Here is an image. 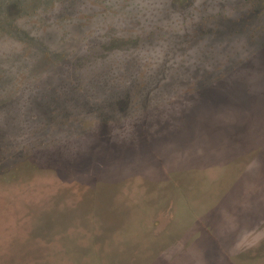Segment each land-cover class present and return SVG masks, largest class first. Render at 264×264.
<instances>
[{"label":"rangeland","instance_id":"1","mask_svg":"<svg viewBox=\"0 0 264 264\" xmlns=\"http://www.w3.org/2000/svg\"><path fill=\"white\" fill-rule=\"evenodd\" d=\"M99 2L100 5L97 0H0V48L15 49L22 53V63L19 66H11L8 76L4 77L3 70L0 69V97H2L0 98V227L2 231L6 229L15 231L16 237L20 235L22 229L28 231L23 238L24 241L20 240L19 246L12 255L15 264L20 262L24 254L36 261V252H30L23 246L34 245L38 236L33 231L34 220H25V213L20 205L25 194L28 195L26 191L33 188L31 184L24 185L20 181L9 180L8 167L11 165L22 171L20 168L27 166L28 161L39 160L41 156L39 150L44 148L53 156L54 150L72 140L73 145L86 146L85 157L87 154L91 156L92 152L96 154L98 159L95 168L92 169L98 171L105 158L103 154L97 153L101 150L105 151L102 147L105 137L110 138L112 133L118 135L113 140L120 142L121 139L125 140L126 137L133 135L139 129L140 123H147L142 121L147 115L141 117L143 103L148 104V108H156L154 104L159 102V105H163L160 108H171V111H174L169 113L165 109L156 110L160 122L157 126L159 129L157 134L165 130L170 133L182 127V123H179L180 126L169 124L166 114L176 117L174 118L176 122L187 120L200 131L207 130L210 139H205L213 142L226 140L225 133L221 131L222 128L225 130L230 127L231 115H228V109L242 112L246 109H256V111L261 109L263 117H258L259 119L255 121H245L244 125L251 127L257 120L264 123V96L260 97L259 94V91L262 93L264 90V0H165L164 2L162 0L161 6L157 2L147 4L144 2L139 6L137 0H99ZM101 6L111 9L105 13H97L95 8L101 10ZM149 6L153 11L148 9ZM141 7L150 13H144ZM167 9H172L170 11L172 16L170 12L167 15H170L168 17L170 22L160 19V16L154 12L164 14L167 13ZM145 16L155 19L158 17L156 20L153 19L154 22L160 23L156 32L163 31L164 34L156 35L152 32L148 40H143L140 36L138 42H135L139 29L135 23L146 19ZM4 37L17 39L19 43L11 39L5 40ZM144 41H148V44L138 47ZM5 67L9 66L5 65ZM192 69L200 73L195 79ZM177 72L183 78V82H176ZM18 85L23 87L25 92L30 90L32 93V103L23 110L16 103H9L14 98ZM236 86L239 91L244 90L248 96L255 98L250 107L247 108V104L229 102L228 94ZM116 102L118 108L114 113ZM46 103L52 107H46ZM192 105L193 109H190ZM120 108L124 111L120 112ZM149 111L151 110L148 109L147 114L150 113ZM26 119L28 122L24 123ZM93 126H100L109 133L94 139L91 135ZM212 131L215 133L214 136ZM190 132L194 133V130ZM31 133L34 135L32 136ZM64 134L69 135L68 138L66 137L67 140L63 139ZM22 135L29 137L27 139L30 142H27L25 147L31 148H28L31 157L29 153L28 156L26 155L27 151L18 147ZM175 137L177 135H164L151 142L165 144L162 145L165 148L166 143L172 142ZM162 146L142 142L135 153L132 147L130 152H117L114 156H105L106 159L112 160L115 169L114 173L107 174L101 185L97 187L98 192H102V196L110 194L108 200L106 199L108 205H111L108 209L110 212H112L110 209L118 208L130 210L123 221L127 237L122 234L114 237L113 247L116 249L119 245L127 247L125 244L131 242L136 244L137 250L141 249L140 246L147 247V244L152 242L147 236L153 229L152 216L160 212L165 217L164 209L170 206L171 209L167 213L172 215L178 213L183 222L188 221L189 216H193L188 213L189 211L186 212V209H182L179 192L177 197L171 195L174 188L169 179H166L168 183L164 192L159 191V185L154 183L159 177L164 176L161 173H170L174 169V164L170 162H175L173 159L177 154H184L182 151L191 153L192 144L186 145L185 148L173 144L166 146L170 148L166 150L170 153L168 158L164 157L166 162L164 161L160 166L158 152H161ZM201 150L211 152L210 149ZM59 152L62 155L63 152ZM60 153L55 155L57 159ZM200 154H202L200 151H193L190 156L177 164L180 177L186 178L197 172L198 167L203 165L198 163L200 162L198 160H202V158L198 159ZM213 154L216 157L210 155L212 158L206 160L210 162H205L207 165L202 168L201 175L204 174L210 182L220 178L217 182L221 181L216 187V192L220 193L222 189L229 188L231 174L239 172V169H235L236 165L233 162L226 167L224 164L226 160L221 157V154L223 156L221 150ZM138 156H142L144 166H141V169H133L139 166L134 162ZM213 157L217 161L211 160ZM91 158L92 156L86 158L90 166ZM179 160H181L180 156ZM84 171L71 176L70 182L72 185L75 181H80L81 185L86 183L87 187L83 189V193L87 195L93 193L90 190L94 188L90 185L95 184L98 179L94 172ZM242 172L243 170L239 173ZM46 176L40 178L41 180L30 178L28 181L32 182L33 186L48 185L53 177ZM117 177L124 178V181L121 180L120 187L114 190ZM245 180L247 181L245 192L243 189V193L238 191L237 195L231 197L232 200L229 199L231 202L225 197L221 200L217 194L209 195L211 192L203 197L205 207L210 205L208 222L210 237L213 234L212 230L217 235L215 226L220 224L218 220L223 214V212L219 213V208L216 206L218 202L220 205L228 203V213L227 210L225 212L231 220L236 221V225L238 222L239 226L242 225L240 220L244 217V220L252 221L254 217L260 215L253 207L255 212L253 216L247 214V217L246 215L242 217L234 204L238 205L240 201L236 200L242 201L252 194L255 196V201L262 203L264 163H258V167L251 170ZM152 183H154L153 187ZM209 188L213 187L209 186ZM112 191L114 193H111ZM160 192L166 196L163 197L161 205L156 204ZM97 196L94 198L92 195L90 200H96ZM250 199L244 202L248 207L249 204L254 206L253 199L252 201ZM10 201H12L11 206H9ZM195 204L197 208H201L198 200ZM240 204L243 205V202ZM162 206L165 208L163 209ZM95 209L94 205L86 206L85 228L80 225L79 231L77 233L75 231V237L79 241L84 243L85 240L86 248L91 246L88 242L93 233L90 226L93 225V220L95 221L93 218ZM176 209L180 210L176 211ZM109 211H103L104 216L116 220L115 215L112 216ZM196 217L199 219V229L203 226L206 230L207 226L202 219L198 215ZM255 223L251 222L249 227H253ZM179 229L176 222L174 230ZM219 231L225 235V230L219 229ZM46 238L47 241L42 248L47 253L52 252V243L59 247V236H55L53 240L50 235ZM156 243L168 248L170 245L168 240L164 242L163 239H156ZM206 243L208 247L206 257L210 264L238 263L235 255L232 257L224 247V243L220 250L215 249L209 239ZM88 250L93 251V249ZM261 254L264 257V250ZM67 260L71 261V258L63 261ZM239 261L242 263V260ZM145 262L161 264L153 253L146 255L143 263L146 264ZM260 262L264 263L263 260Z\"/></svg>","mask_w":264,"mask_h":264},{"label":"trees","instance_id":"2","mask_svg":"<svg viewBox=\"0 0 264 264\" xmlns=\"http://www.w3.org/2000/svg\"><path fill=\"white\" fill-rule=\"evenodd\" d=\"M137 36H139V35H137ZM142 43H144V42H142ZM175 75L177 76V78L175 79V80H177L176 82H183V78L181 76H179V72H177ZM179 80H181V81H179ZM169 84L170 83H168V85ZM250 90H252V89L250 88ZM228 93H229V91H228ZM246 93L247 92H244V90H243V92L239 91V88H237V86L235 88L233 87L232 91H230V93L228 94V100L230 103L231 102L233 103V101H234V103L241 104V105L247 104L248 105L247 108H248L252 105V103H254L253 100H255V98H253L252 96H248V93L247 94ZM259 94H260V97H263L264 96V90L262 91V93H260V91H259ZM118 103L121 104L120 102H118ZM154 105L157 107L156 108L155 107H149L148 108V104L144 105V103H143V105H141L142 109L144 110V111L142 110L143 112L141 111V117L144 114L147 115V118L146 117L142 118V121H145L147 123H144V124L140 123L139 129L136 130L135 133H133V135H131L129 138L126 137L125 140L121 139L120 142H116L113 139H114V137L116 138L118 135L115 136L111 133L110 138L105 137V140H104L105 142L102 144V147L105 149L106 153H105V151H102V150L98 151V153H97V154H99V153L103 154L104 158H105L103 160V164H102L101 169H99L98 171L96 169H95V171L93 170L95 168L94 165L97 162L96 160L98 159L96 154L93 152L91 153L92 161H91V166H90L86 162L87 161L86 158H90L91 156H89L88 154H87V157L84 156V154H85L84 149L86 148V146L83 147V144H81V146L73 145L72 140L67 141L65 145H62V147H59L57 150H54L53 156L49 154L50 152L47 153L44 148L39 150V153L41 154L39 160L35 159V160L28 161L27 166L22 167V168L19 167L23 172L20 171L18 168L13 167V165L8 167V170H9L8 171L9 172L8 178L10 181H15V180L20 181V183L24 184V185H30L31 184L30 186H31V188H33L29 191H26V193L28 195L25 194L24 199L21 200L22 203H20V205L23 207L22 209L24 210L23 212L25 213V220H34V222H35V229L33 230L34 234H36L38 236V238H41V239L44 238L45 240H47L46 236H48V235H50L52 240L54 239L55 236L60 237L59 238L60 239L59 245L61 246L60 247L61 252H60L59 256L55 255L53 260L58 259V260L63 261V260H66L67 258L68 259L71 258V261H69V260L66 261L69 264H77V263L78 264H119L118 262L129 263L131 261H133L137 264V262L140 259H141L140 260L141 263H143L145 261L146 255L149 254V251L152 252L153 254L157 253L158 250L157 251L154 250L155 245H156V238L164 236L167 232H170L172 229L171 227L169 228V226L167 227V225H166V227H161L159 219L155 220V223L157 225V230H159L158 233L155 234L154 230L152 229L148 232L149 234H147L148 239L149 240L152 239V242H149L147 244V247L144 248V247L140 246L141 249L137 250L135 247L136 244L134 245L133 242L128 243V244L126 243L125 245H127V247L126 246L121 247L120 245H119L118 249L113 247L114 237L116 238V236H118L119 234L126 236L125 231H124L125 229H124L123 221L125 219L124 217L127 216V212H129L130 210H127L125 208H120V209L118 208L117 210L116 209H110L112 211V212H110L108 209L111 207V205L109 206L108 201H107L108 200L107 198L110 194L102 196L101 195L102 192L99 193L98 188H97L101 185L103 179L106 177L107 174H111V173L113 174L114 173L115 168L112 165V160L106 159L105 156H109V157L114 156L117 154V152H119V153L130 152L132 150V147L134 148V150H135L134 153H135L136 150L140 148L139 146L141 145L142 142L143 143L149 142V143H151V145H155V146L165 145V144L158 143V142L152 144V142H151V141H153V139L160 137V136H164V135H168V136L177 135V137L173 138L175 140H172V142L166 143V146L173 144V146L179 145L180 147L185 148L186 145L188 146V145H190V143L192 144L193 141L199 142V143L200 142H206V143H212L213 142V141L209 140L210 134L207 130L203 129L202 131H200L199 129L196 128V126L194 124L188 123L187 120L186 121L181 120L180 122H176V120L174 119L176 117H170L169 115L167 116V114H166V117H167V122L169 124L180 126L179 123H182L181 124L182 127L180 126L179 128L175 129V131H172L170 133L166 132V130H165V131L159 132V134H157V132L159 131V129H157L158 128L157 126H159L158 124L160 122H158V119H157L158 116L156 115L157 114L156 110L165 109L169 113H172L174 111H171L172 110L171 108H169V109L166 107L160 108V106L162 104L159 105V102H157V104H154ZM114 106L116 108L114 111V113H115V112H117V108H118L117 102L114 104ZM46 107L51 108L52 106H49L46 103ZM122 108H120V110ZM189 108L193 109V105L190 106ZM148 109L151 110V111H149L151 114L150 113L147 114ZM175 109L176 108H173V110H175ZM122 111H124V110H121L120 112H122ZM27 120L28 119H26V121H24V123H27L28 122ZM45 120L47 121V119H45ZM186 122L188 124H186ZM57 124H59V123H57ZM75 126H77V125H75ZM244 128L245 127H240V130H241L240 132L244 131L243 130ZM38 130H40V129H38ZM191 130H194V133L190 132ZM228 130H229V127H228V129H225V130L222 128L221 132L225 133V136H226V140L221 139L222 141H228ZM91 131H92L91 135L93 136L94 139L96 137H98V138L102 137V135L105 133H109L108 130H104L100 126L94 127ZM189 132H190V134H189ZM211 133H212V136L215 135L214 131H212ZM31 134H32V136L34 135V133H31ZM235 134H239V131H236ZM64 136H65V138H63V139H66V137L67 138L69 137L68 134H64ZM27 138L29 139L28 136H27ZM27 138H26V136L22 135V138L20 139V141L18 143V147L20 146L19 149H21V150L23 149V151L24 150L27 151L26 155L28 156V153H29L28 148H30V147H25V146H26V143L30 142V141H28ZM205 138H209V139H205ZM211 139H214V138H211ZM121 143H124L123 146L120 145ZM166 146H165V148L163 146L160 147L161 152H158V158H160V161H159L160 166H162L164 164V161H165L164 157L166 158V156H167V158H168V153H170V152L166 151L167 148H169ZM19 149H18V152H19ZM50 149L51 148H49V150ZM95 149L97 150L98 148H95ZM120 149H121V151H119ZM59 151L63 152L62 155ZM193 151L194 152L200 151L202 153L199 155L198 159L203 158V156L207 155V152H203L202 150H198V149L194 148L191 151V153H186V152L182 151L184 154H180V155L177 154L173 160H175L176 158L179 159V156H180L181 157L180 162H181L185 158L190 156ZM16 152H17V149H16ZM58 153H60V156H58V159H57L55 157V155L57 156ZM134 153H133V155H134ZM136 155H137V153H136ZM209 155H211V153ZM212 155H214V154H212ZM29 157H31L30 153H29ZM206 157H204L202 160L201 159L198 160V161H200L198 163L203 164L205 167H206L207 163H204V162L202 163V161ZM110 161H111V165H110ZM134 162H137L139 166L133 167V169H138L141 166H144V165H142V162H143L142 156H138V158ZM170 163L174 164V166H175L174 169H172V171L170 173H167V174H166V172L161 173L164 176H161V178L159 177L157 179V181H154V183L156 185H159V188H160L159 191L164 192V189L168 183V181L166 182V179L169 178L170 184L177 183L178 185L179 184L184 185L188 191L187 194L189 193V195H190L188 197L192 198V200H193V201L191 200V203L193 202L195 204L196 200H198L200 203L199 205H201L200 207L205 206V202H204L205 198H203V197L208 196V195H206L208 193H206V191L202 192V190L208 189L209 186H212L215 189V192H213L212 194H209V195L213 196V195L217 194L220 197V199L221 198L224 199L225 194L223 192H221V191H219L220 193L216 192V190H217L216 187L221 180L219 182H217V181L220 178L214 179L210 182L207 178L202 177L201 175H198V170L203 165L198 167L197 172H194V174H192L191 176L184 178L183 176L180 177L179 169H178V172L175 170L177 168V164H179V161H175V162L171 161ZM228 164L231 165L230 163H228ZM256 165L258 167V164H256ZM84 170L87 173L88 172H94L95 175H97V179H98L97 182H95V184L90 185V187L92 186L94 188L93 190H90V192H93L95 194L89 193V194L85 195L83 193V189L85 187H87L86 183L81 185L80 181H75V183H73V185H72V183L70 182L71 176L76 175V174H80L81 171H84ZM241 170H243V173L240 175V176H242L241 178L239 177V179H237V177H236V178L231 179L232 190H233L231 197H234L233 196L234 194L237 195L238 191L242 192V189L244 190V192L246 190L247 181L245 179L248 178L249 172L246 171L244 164L242 165ZM244 170H245V172H244ZM46 175L53 177V178H51L52 182L48 185L47 184H41V185L33 186L32 182L28 181L30 178L31 179L36 178V180H41L40 178H44ZM49 176H46V177H49ZM228 176H230V175H228ZM21 179H22V181H21ZM117 179H118L117 185H116V188L114 190H116L117 188L120 187V181L123 180L124 178H118L117 177ZM243 182L245 185L242 184ZM154 183H152V187L154 186ZM24 185H22V186H24ZM242 185H244V188H242ZM229 186H230V180H229ZM154 190H156V189H154ZM172 191H173V193L171 195L173 196V194H174L177 197V195H176L177 193H176L175 189H173ZM198 191H200V192H198ZM161 192L159 193L160 195L158 196L159 198H158V201L156 203V204H160V205L163 202V197H166V196H163V193H161ZM111 193H114V191H112ZM92 195L94 198H95V196L98 195L97 196L98 198L96 200H94V199L90 200V197ZM261 195H262L263 200H264V191L262 189H261ZM248 197L253 199V201L252 200L251 201L254 205V206H252L251 204H249L250 205L249 208L254 212L253 207H255L254 209H256V211L258 212L257 207L262 206V204H264V203H258L257 200L255 201V196L253 194H252V196L248 195ZM83 200H85V202H82ZM88 201H89V203H88ZM236 201L237 202L240 201V203H241V200H239V199ZM11 202L12 201H10L9 206H11V204H12ZM119 202H120V206H121V200L120 199H119ZM150 202H152V201H150ZM207 202H210V201H207ZM240 203H238V205H241ZM186 204H190V200L188 198H186ZM216 204H217L218 208L224 206V205H220L219 202ZM88 205L96 206V209L94 211L96 213L93 217L95 219V221L93 220V225L90 226V227H92L93 233L91 234L92 236L90 237L88 245H91V246H89V247L87 246V248H86L85 240L83 243L82 241H79V239L77 237H75V235H76L77 231H79L78 227H80V225H83L85 228L84 216L86 214V212H85L86 206H88ZM101 207H103V208H101ZM156 207H158V206H156ZM209 208L210 207L208 206L207 210L202 208L200 211L194 209L193 211H191V213H193V214L195 213V215H199L202 219H204V218L207 219L206 222H209ZM103 211L104 212L109 211L108 213H111L112 216L115 215L116 220H112L111 219L112 217L109 218L107 216H104ZM156 216L158 218H160V216H162V215L159 212V214L157 213ZM199 225L200 224L197 221V219H194L192 216L191 217L189 216V220L186 222H182V224L179 227L185 228L184 229L185 232L183 233V235H187L189 238L192 235L197 240L203 241L204 240L203 236H207V237L210 236V230H209V227H207V229L204 230V233H202L198 230H202L203 226H201L199 229ZM90 227H87V228L89 229ZM186 229H187V232H186ZM75 231H76V233H75ZM173 231L177 232L178 230H173ZM84 232H86V231L84 230ZM173 234H175V233H173ZM189 242L190 241H188V243ZM28 245L29 244H26L25 246H23V248H27ZM189 246H190V244H189ZM85 248H86V250H85ZM142 248H143V250H142ZM88 249H93V251H89ZM145 249H147L148 252H145V253L142 252ZM162 250H165V249L162 248ZM239 252H242V251H239ZM135 256L138 258L135 259V261H134L133 258H136ZM50 260L51 259L46 258L45 254L44 255L43 254H40V255L36 254V264H53L52 262H50Z\"/></svg>","mask_w":264,"mask_h":264},{"label":"flooded vegetation","instance_id":"3","mask_svg":"<svg viewBox=\"0 0 264 264\" xmlns=\"http://www.w3.org/2000/svg\"><path fill=\"white\" fill-rule=\"evenodd\" d=\"M97 1L99 3L98 5H100L101 1L100 2H99V0H97ZM161 1L162 0H137V3L139 5V4L144 3V2L146 4L157 2V3H159L158 5L161 6V3H160ZM164 1L165 0H163V2ZM98 5H97V7H98ZM97 7L95 8V11L97 13L98 12L105 13L111 9V7L101 6V10H98ZM140 9L143 10L144 13L146 12L145 8L141 7ZM148 9L151 10V6H149ZM141 10H140V12L143 13V11H141ZM151 11H153V10H151ZM170 11H172V9H170V10L167 9L166 10L167 13H164V14H161L158 11H154V12L156 14H158V16H160V19L165 20L166 22L167 21L170 22V19L168 18L171 15ZM168 12H170L169 16H167ZM146 13L149 14L150 12L148 11ZM177 14H178V12H176V15ZM148 16H150V15H148ZM148 16H145L146 19H142L141 22L135 23V26H139V29H137L138 32L136 33V36H135V42L138 41L140 36L142 37L143 40H148V36L150 34H152V32H155L156 35H158V33H160V35L164 34L163 31L156 32V30L159 29L158 27L160 26V23H158V22L156 23V22H154V20H156L158 17H156V19H155L154 17L148 18ZM179 18L182 19V17H179ZM181 19H179V20H181ZM137 35H139V36H137ZM144 44L147 45L148 41H146V42L144 41V43H141L138 46L142 47ZM262 111L263 110H261V109H259L257 111H256V109L255 110H252V109L247 110L246 109V110H243V112H242L240 110L228 109L227 113H228V115H231V117L229 119V126L230 127L228 130V141L217 140V141H214L213 143H206V142H200L199 143V142L193 141L192 142L193 149L194 148L198 149V150H201L203 148L204 149H210V151L212 153L207 152V155L203 156V158L207 156L203 160L204 163L210 162V160L206 161L210 157V155H208V153L213 154V153L219 152L221 150V152L223 153V156L221 154V157L224 160H226L225 161L226 163H224V164H226V167L228 166V163L233 162V164L236 165L235 169H237V170L239 169V172L241 171L243 164L245 165V169L247 172L254 170L257 167L256 164H258V163L263 164L264 163V123L262 121L257 120L256 123L250 127L249 125H244V122L248 121V120L249 121H255V119H259L258 117H263ZM240 127H245L243 129L244 131L240 132L241 131ZM236 131H239V134H235ZM227 155H228V158H227ZM212 156H215V154ZM215 157H213V159H211V160H216ZM175 161L180 162V160L178 158H176ZM202 168H204V165L201 166L200 169L198 170V175H201ZM175 170L178 172V167ZM239 172L231 174L229 188L226 187L225 189L221 190V192L225 193V198H227L228 202L233 199V198H231V195L233 193L231 179L236 178V177H237V179H239V177L241 178L242 176H240L241 174ZM201 176L204 177V174H202ZM242 184H244V182ZM171 185L174 189H176V193L179 192V195L181 196L182 209H186V212L189 211L188 213H190V215H193L192 217L194 219H197V221L199 222V219L196 217L197 215L195 216V213L193 214V213H191V211H193L194 209L201 210L202 208L207 210V207L208 206L210 207V205H207L206 208H205V206H202L201 208H197V206L193 202L191 203L192 198L188 197L190 195H189V193L187 194L188 191L186 188H184L183 185L179 184L180 185L179 186L177 183H172ZM244 185H242V188H244ZM178 189H180V190H178ZM205 191H206V193L211 192V194H212L213 192H215V189L214 188H212V189L208 188V189L202 190V192H205ZM198 192H200V191H198ZM242 193H243V191H242ZM174 196L175 195L173 194V197ZM186 198H188L190 200V204H186ZM248 200H249V198H248V196H246L245 199H243L241 201V202H243V205L242 204L241 205L234 204V207L236 208V210H239L241 212L242 217L244 215H246V217H247V214L253 216L254 215L253 213H255L247 205H245L244 202H246ZM251 200H252V198L250 199V201ZM262 203H264L263 199H262ZM171 205H172V203H171ZM170 207L168 209L167 208L164 209L165 207L162 206V208L165 210L164 212H166L165 217L160 216V218H158L156 216V214L154 216H152L153 230H154L155 234H157L159 231V230H157V225L155 223L156 219H159L161 227H166V225L168 227L170 225L169 227L172 228L171 231L167 232L164 236L156 238V239H163L164 242L167 240L170 242V245H168L169 248L164 247V245L162 246L161 243H156L154 250H156V251L158 250V251L154 255L159 260V263H161V264H210L208 258L206 257L208 254V247L206 245L207 244L206 240L209 239L210 241H212L213 246L217 250H220L222 244L224 243L225 244L224 247H226L227 251H229V254L232 257H234V255H235V257L237 258V259L236 258L235 259L237 260L238 263H235V264H264V263L260 262L261 260L264 261V259H261V258H264L261 254V252L264 250V204H262V206L257 207V210L260 213V215H257L256 217H254L252 221L251 220L246 221V220H244V218H245L244 217L242 220H240V222L242 223L241 226H239L238 222L236 225V223H235L236 221L234 222V220H231V217H228V214H227L228 213V203H227V205H224L223 207H219V213L223 212V215L218 220L220 224L219 225L217 224L215 226V228L217 229V230H215L217 235L214 234V231L212 230V232H213L212 237L203 236L204 237L203 242L200 240H197L192 235L190 238L187 235H183V233L185 232V230H184L185 228H182V229L180 228L178 230L179 232L173 231L175 229L176 222L180 226L182 224L183 220H181V215L178 216V213H176V212H175L176 214L173 212L174 215L176 216V219H174V217H175L174 215L168 214L167 212L170 211V209H171ZM179 210L180 209H176V211H179ZM226 210H227V213L225 212ZM206 220L207 219H205V218L202 219L204 224L207 225V227H209V224H208V222H206ZM251 222H253V223L256 222L253 227H249V224ZM254 227L255 228L260 227V228L255 229ZM239 228H240V230H238ZM219 229L225 230V235H222L220 233ZM204 230L205 229L203 227L202 230H198V231L204 233ZM209 230H210V227H209ZM186 232H187V229H186ZM173 233H175V234H173ZM188 241H190V242L188 243ZM189 244H190V246H189ZM162 248H164L165 250H162ZM239 251H242V252H239ZM150 253H152V252H149V254ZM227 254H228V252H227ZM176 255H178L177 258H175ZM137 258L138 257L133 258L134 261ZM238 259L242 260V263ZM140 260L137 262V264H144V263H141ZM132 262L133 261H131L129 263H125V262H118V263L119 264H133V263L136 264L135 262H133V263ZM145 263L148 264L147 262H145Z\"/></svg>","mask_w":264,"mask_h":264},{"label":"water","instance_id":"4","mask_svg":"<svg viewBox=\"0 0 264 264\" xmlns=\"http://www.w3.org/2000/svg\"><path fill=\"white\" fill-rule=\"evenodd\" d=\"M25 227L27 228L26 225ZM20 232V235L16 237L15 231L12 232L9 229L2 231L0 227V261L2 262V264H15L13 263L12 255L15 252L16 247L19 246L20 240L24 241L23 238H25V235H27L28 233L27 229H22ZM1 237H3V239ZM46 241L47 240H45L44 238H38L37 242H35L34 245H30L27 247V250L30 252H36L37 255L45 254L46 258L51 259L50 262H52L53 264H68L66 261H61L58 259L53 260L55 255H60V245L58 247L54 243H52V252L47 253L46 250L42 248ZM21 244H23V242ZM23 256L24 257L18 264H36V261L30 259L27 254H24Z\"/></svg>","mask_w":264,"mask_h":264},{"label":"clouds","instance_id":"5","mask_svg":"<svg viewBox=\"0 0 264 264\" xmlns=\"http://www.w3.org/2000/svg\"><path fill=\"white\" fill-rule=\"evenodd\" d=\"M5 40L11 39L15 40L16 43H19V40L11 38V37H4ZM0 69L3 70L4 77L8 76L11 71V66H19L20 63H22V53L19 50H6L4 48H0ZM5 65H8L9 67H5ZM193 71V79L196 78L197 75L200 73L192 69ZM17 91L15 92L14 98L9 101L14 102L19 105V107L23 110L27 108L32 103V93L29 90L28 92H25L23 87L17 86ZM2 98V97H0Z\"/></svg>","mask_w":264,"mask_h":264}]
</instances>
